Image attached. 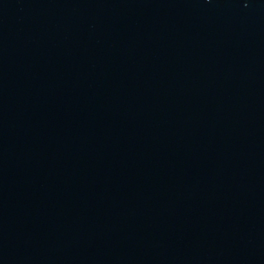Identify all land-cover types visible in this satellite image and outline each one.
<instances>
[{
  "label": "water",
  "instance_id": "95a60500",
  "mask_svg": "<svg viewBox=\"0 0 264 264\" xmlns=\"http://www.w3.org/2000/svg\"><path fill=\"white\" fill-rule=\"evenodd\" d=\"M0 264H264V0H0Z\"/></svg>",
  "mask_w": 264,
  "mask_h": 264
}]
</instances>
